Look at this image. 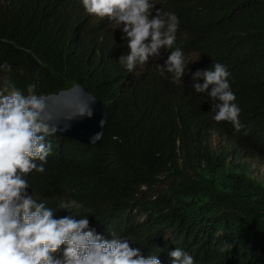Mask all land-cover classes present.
<instances>
[{"label":"trees","instance_id":"1","mask_svg":"<svg viewBox=\"0 0 264 264\" xmlns=\"http://www.w3.org/2000/svg\"><path fill=\"white\" fill-rule=\"evenodd\" d=\"M71 3L0 0V93L27 94L33 83L48 95L81 84L108 109L97 144L46 138L52 158L31 184L34 198L54 213L60 200H75L73 214L87 216L91 228L128 238L162 264L175 247L194 264H264V179L253 169L264 166V0L159 4L191 19L182 40L187 69L220 62L230 73L241 128L230 122L238 140L225 148L213 134L227 133L228 121L210 122L213 101L192 89L187 69L173 81L154 59L132 75L117 60L124 44L114 33L95 36L97 57L93 26L75 18ZM191 92L198 106L187 109Z\"/></svg>","mask_w":264,"mask_h":264},{"label":"clouds","instance_id":"2","mask_svg":"<svg viewBox=\"0 0 264 264\" xmlns=\"http://www.w3.org/2000/svg\"><path fill=\"white\" fill-rule=\"evenodd\" d=\"M160 2L74 0L71 6L77 20H90L91 50L97 57L95 36L114 33L124 44L117 60L129 73H144L150 65L154 66L156 59L177 81L188 65L182 40L191 36V19L171 11L162 12ZM187 70L192 89L198 94L205 93L213 101L209 110L213 114L207 112L210 122L216 126L221 120L228 121L227 133L213 134L215 144L221 141L225 148L237 141L230 122L239 131L240 108L226 66L212 62L207 68ZM26 88L27 94L16 89L0 93V264H162L159 255H143L128 238L112 235L108 239L91 228L87 216L73 214L72 209L80 206L75 200H60L55 213L65 209L67 214L57 216L45 201L34 198L31 184L35 185V176L45 170L52 158V145L46 138L55 133L76 139L55 131L44 118L40 97L44 94H36L33 83ZM191 95L185 99L187 109L198 106L192 92ZM98 138L99 134L93 137ZM255 175L259 176L257 172ZM167 255L169 264H194L193 257L179 247L168 250Z\"/></svg>","mask_w":264,"mask_h":264},{"label":"water","instance_id":"3","mask_svg":"<svg viewBox=\"0 0 264 264\" xmlns=\"http://www.w3.org/2000/svg\"><path fill=\"white\" fill-rule=\"evenodd\" d=\"M44 118L57 133L86 144L100 142L105 131L108 110L86 87L76 85L58 94L40 96ZM99 134L98 139H93Z\"/></svg>","mask_w":264,"mask_h":264},{"label":"rangeland","instance_id":"4","mask_svg":"<svg viewBox=\"0 0 264 264\" xmlns=\"http://www.w3.org/2000/svg\"><path fill=\"white\" fill-rule=\"evenodd\" d=\"M216 139H218V137H216ZM254 169L259 174V176L264 179V166L257 164L254 165Z\"/></svg>","mask_w":264,"mask_h":264}]
</instances>
